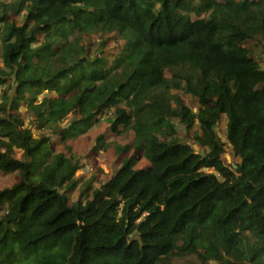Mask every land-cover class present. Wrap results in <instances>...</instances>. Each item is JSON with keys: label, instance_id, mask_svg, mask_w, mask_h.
<instances>
[{"label": "trees", "instance_id": "1", "mask_svg": "<svg viewBox=\"0 0 264 264\" xmlns=\"http://www.w3.org/2000/svg\"><path fill=\"white\" fill-rule=\"evenodd\" d=\"M260 36L264 0H0V173L19 179L0 189V264H264ZM98 116L136 141L78 189L79 161L34 130L64 144ZM195 123L199 150L177 130Z\"/></svg>", "mask_w": 264, "mask_h": 264}, {"label": "rangeland", "instance_id": "2", "mask_svg": "<svg viewBox=\"0 0 264 264\" xmlns=\"http://www.w3.org/2000/svg\"><path fill=\"white\" fill-rule=\"evenodd\" d=\"M222 2V0H217ZM198 3L202 0H197ZM205 15H202V17ZM191 17L194 19L195 16L191 14ZM13 22L17 25H21L23 22V13L18 16L12 17ZM83 43L94 44L92 49L96 48V45L100 42L99 36L97 34L91 35L89 38L84 37ZM108 45L105 48L107 52H112V49L115 48L116 39L108 38ZM247 47L252 50V54L257 58L261 67L264 68V36H260L256 41L247 43ZM94 51L91 52L93 54ZM180 96L183 103L194 112L198 109L197 101L194 97L179 91L175 92ZM1 95V90H0ZM43 96L40 95V98ZM19 112L21 115L24 124L27 125L29 121V115L27 114L25 107L19 106ZM73 118H67L60 127H63L65 124L70 125ZM225 126L226 118L221 117L220 122L217 127V134L220 140L226 144L225 140ZM80 130L84 127H78ZM121 130V128H120ZM178 136L182 141L193 144L194 148L199 150L198 146H195L194 135L199 133L198 125L195 123L193 128L188 132L178 127ZM35 135L44 134L48 136L49 143L52 144V148L55 153H63L68 156L70 153L74 155L75 159L79 161L81 168L76 171L75 178H80L78 184V189H83L86 184H91L93 188L99 187L102 183L107 182L113 173L120 167V164L130 155L133 150L136 138L131 131L122 132L120 135L114 134L110 131L109 125L105 122L103 117L98 116V121L92 123L91 126L87 128L85 133L79 135L76 138L67 140L64 144H61L58 136L50 135L47 131L40 132L34 130ZM67 147L69 149H67ZM201 150V148H200ZM17 157L20 156V152H17ZM238 161V158L234 157L231 149L227 146L224 149V154L222 155V162L227 166H233ZM147 166L146 161L142 156V152H138L137 163L135 169H141ZM18 176L15 174H5L0 173V189L9 188L13 184L18 182ZM77 196V189L71 194L72 200ZM188 261H195V257H187L182 259H177V263L184 264ZM211 264V263H210ZM214 264V263H212Z\"/></svg>", "mask_w": 264, "mask_h": 264}]
</instances>
